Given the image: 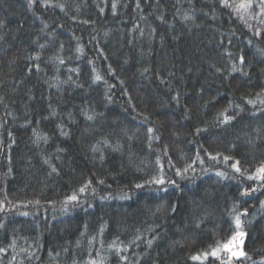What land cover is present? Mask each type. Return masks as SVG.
<instances>
[{
  "label": "trees",
  "instance_id": "16d2710c",
  "mask_svg": "<svg viewBox=\"0 0 264 264\" xmlns=\"http://www.w3.org/2000/svg\"><path fill=\"white\" fill-rule=\"evenodd\" d=\"M52 3L66 7L61 11L37 0L29 8L28 0H0L4 24L0 28L4 37L0 40V201L7 196L12 202L5 201V210L0 211V223L4 224L0 247L7 249L0 254V264H8L13 256L16 264H72L74 259L82 264L90 250L95 255L101 239L105 249L114 240L121 247L128 245V251L121 254L128 256L129 264H137V258L139 264H193L190 255L230 235L228 212L233 204L249 210L244 218L250 221L245 225L249 235L244 250L252 259L245 264H260L264 259V208L260 205L264 190L248 197L239 195L242 187L255 186V182L205 158L203 166L196 165L195 174L189 173V179L173 177L179 189L164 193L155 192L154 186L134 188L156 168V152L147 147L142 116L149 117V126L156 127L161 136L153 148L158 151L167 145L177 166L193 159L201 145L213 154L239 159L249 171L264 160V116H253L251 106L244 107L241 99L254 98L264 84L260 75L264 64L256 47L245 46L244 27L226 11L221 12L216 0H192L191 4L189 0H140L139 9L136 0H117L115 14L112 0ZM214 8L215 21L210 19ZM185 14L194 20L184 21ZM229 38V50L238 54L243 49L246 60L251 61L247 69L251 81L239 73L225 79L211 67H229L225 55ZM221 39L224 46H220ZM40 44L45 47L40 49ZM254 44L264 47V41ZM81 47L83 53L77 50ZM37 53L39 61L29 59ZM53 56L63 58L65 64L54 63L49 59ZM36 63L40 71L35 70ZM109 65L115 76L108 72ZM71 68H78L79 75L70 72ZM93 68L108 84L93 83ZM145 68L149 71L141 75ZM57 76L61 81L72 76L75 83L61 84L59 89L49 87ZM112 84L116 87L109 89ZM177 92L179 104L172 99ZM229 101L241 104L244 111L232 124L217 126L215 117ZM52 109L56 116L51 115ZM85 112L93 114L94 120L88 121ZM29 120L31 124L26 123ZM58 125L68 136L60 134ZM196 127H207V131L194 136ZM33 129L46 134L47 143H35ZM129 136L133 138L129 140ZM104 138L113 146L120 145V150L105 149L101 161L91 146ZM57 148L64 151L57 152ZM200 154L204 156L202 151ZM161 158L166 160L162 153ZM45 159L57 167L59 175H49ZM136 165L144 171H137ZM218 170H227L236 178L217 177ZM90 177L96 194L89 192L84 203L63 212L65 195ZM97 178L105 184H96ZM109 194L110 198L101 199ZM125 194L131 198H120ZM36 200L39 205L23 206ZM172 205L177 206L175 212ZM196 223H200L198 229ZM137 235L144 238L138 241L139 247L130 243ZM153 236L157 239L148 248L145 242ZM92 237L96 240L90 248ZM13 241L15 247H9ZM101 251L107 257L105 264H122L114 250Z\"/></svg>",
  "mask_w": 264,
  "mask_h": 264
},
{
  "label": "snow or ice",
  "instance_id": "6c2138e0",
  "mask_svg": "<svg viewBox=\"0 0 264 264\" xmlns=\"http://www.w3.org/2000/svg\"><path fill=\"white\" fill-rule=\"evenodd\" d=\"M39 2L47 7H57L61 11H64L66 5L64 4H53L52 0H39ZM179 2V0H178ZM35 3H37V0H28V6L31 8ZM189 3H192V0H189ZM216 4L220 8L221 12L226 11L228 16L233 18L234 20L238 21L246 30V39L244 40V44L246 47H256V54L261 58L260 63L264 64V47H260L259 45L254 44V41H264V0H216ZM117 0H112V3L110 5L111 10L113 14L116 13L117 10ZM136 7L137 9L140 8V0H136ZM100 12H104V8H100ZM204 15L208 16L209 13H204ZM144 19V17H141ZM159 19L162 22L164 21V17L160 16ZM184 21H192L194 20V16L185 14L183 17ZM210 19L215 21L218 19L215 8L212 10V13L210 15ZM83 23H89V21H83ZM4 24L2 21H0V28H3ZM45 28L48 27L47 24L44 25ZM60 27H63L60 25ZM152 33H155V29H152ZM232 34L235 35V29L232 30ZM141 35H143V32H141ZM223 35V34H222ZM4 37L0 35V40H2ZM79 39V38H78ZM220 46H224L225 42L224 39L220 40ZM232 46V39L227 40V46L225 47V55L228 57L229 61V67L227 68H221L216 67L215 65H211L215 69V72L221 76H224L225 79H227L229 76H233V74L239 73L244 78L251 81V76L249 74L248 68L251 67V61H247L245 58V53L243 49L240 50L238 54H234L232 51L229 50V48ZM40 49H43L45 45L40 44L38 46ZM63 44L60 45V48L63 49ZM79 52L83 53V48L77 49ZM30 60L33 61H39L41 59L40 54L37 53L34 56L29 57ZM54 63H57L59 65H64L65 60L63 58H60L59 56H53L49 58ZM106 59V57H105ZM89 63H93L92 61H89ZM127 63V61H125ZM35 70L40 71V64L36 63L34 65ZM32 67H29V72H31ZM59 71V69H57ZM70 72L76 73L79 75V69L78 68H71L69 69ZM149 71L148 68H145L141 75H144ZM93 72L95 73L93 77V83L98 81H103L105 84H108V81L101 76L95 68H93ZM108 72L115 76V71L111 68V65L108 66ZM170 76L175 75V73H169ZM260 75L264 76V68L260 70ZM55 83L49 84V87H56L59 89L61 84L67 83L69 81H72V76H69L67 80L61 81L59 77L53 78ZM75 83V81H72ZM164 82L163 80L161 81ZM124 81H120V84L123 85ZM79 87H83V85H78ZM109 89L115 88L116 85H108ZM203 91V89H201ZM124 95H127L126 90H123ZM3 98L0 97V100ZM109 100H111V97H108ZM131 98L129 97V100ZM174 101L179 104L180 102V93L177 92L175 96L172 97ZM244 104V107L251 106L253 109V116L259 114L261 116H264V84L260 86V90L255 93L254 98L249 97H242L241 98ZM51 108V105H49ZM205 108H207V103L204 105ZM244 107L241 106L239 103H233L232 101H229L228 106L221 110L219 113H217L215 117L214 123L217 126H223V125H230L232 122L236 119V117L244 111ZM134 110V106H133ZM52 116H56L57 113L55 109H52L51 111ZM69 117H71V113L68 114ZM142 115V114H141ZM86 119L88 121H93L95 116L93 114H87L85 112ZM185 118H190L188 116V109L185 106ZM27 124H31V121H27ZM142 126L146 129V140H147V147L150 152H156V160L154 161V164L156 166L155 171L150 174H146L143 182L141 183H135L134 188L135 189H144L146 187L152 188L154 186L155 192H164L167 193L170 189L176 190L180 188V185L177 181V179L173 177H178L181 180L189 179V173L195 174L196 172V165L199 164L201 166L205 163V158L207 160L214 162L217 165H223L225 169H230L233 173L238 174L240 178L247 181H253L255 182V186H248V187H242L240 190L239 195L241 197H248L258 191L264 190V160L259 161L258 165L251 171L246 168H242L241 161L239 159H235V157L231 155H225L221 152H216L213 154L212 152H209L206 148H204L202 145L197 149L195 157L191 159L190 161L185 162L182 166H177V163L174 162L171 158V156L168 153L167 145L160 146L159 150L153 148L154 144L159 145L161 136L158 133L156 127L149 126V117L148 116H142ZM60 129V134L62 136H68V132L63 129L60 125L57 126ZM207 131V127L201 128L196 127L193 135H200L202 132ZM9 137L12 136L11 132H9ZM33 135L36 137L35 143H39L40 141H43L44 143H47L48 136L46 134L41 135L39 132H37L36 129H33ZM133 137L129 136L128 139L131 140ZM257 138L259 139V132L257 133ZM191 142V141H190ZM12 143H15L14 138L12 139ZM2 146V144H0ZM8 147H11V144L8 145ZM105 149H112L113 151H119L120 145L113 146L108 138H104L102 140L97 141V143L93 146H91V151L93 152L94 156H98L101 161L104 160V150ZM63 149L57 148V152H62ZM201 151L204 153V156H201ZM161 153L163 157L166 158V160H162ZM9 162L11 161V157H8ZM57 159H59V156H57ZM183 159V158H181ZM130 163H131V156L129 157ZM44 163L48 164L51 171L49 172V175H52L53 173L59 175V171L57 167L54 164H51L48 159H45ZM143 163V162H141ZM137 171H144V168L140 167L139 165H136ZM146 167V165H145ZM205 172L208 171V169H203ZM12 168H8V174H11ZM171 172L173 175L169 176L168 173ZM215 175L217 177H220L222 179H235L236 176H230L229 172L227 170H218L215 172ZM94 176V174H93ZM96 184L98 185H104L105 180L97 178ZM110 187V186H109ZM91 193L93 195L96 194V188L93 186V178L86 179L79 187L74 188L70 191L69 194L65 195L62 203V211L67 213L71 208H74L76 206L81 205L85 201L83 200V197L87 195L88 193ZM111 194H109L108 197H101V199L110 198ZM122 199H130L131 197L127 194L121 196ZM5 201H7V196H5L4 201H0V211L5 210ZM7 203L11 204V201H7ZM29 204H35L39 205L40 201H28L27 204H24V207H27ZM261 208H264V200L260 201ZM91 206V205H89ZM176 205L171 206V210L173 212L176 211ZM22 215H28L27 212L21 213ZM228 216L230 218V227L229 232L230 235H228L226 238H220L214 241L212 245H209L207 248L203 250L197 251L195 254H192L188 257L190 261L193 262V264H245V261H250L252 257L249 255L248 252L244 250L245 240L248 237L249 233L246 231L245 225L246 223H250V221H246L244 218L249 216V210L248 208L240 209V206L238 204H233L231 209L228 212ZM4 227L3 223H0V228ZM195 228L200 227V223H196L194 225ZM103 226L100 229V234L102 236L103 233ZM83 235V233H82ZM144 238L141 235H137L134 240H132L130 243L135 245L136 247H139L138 241H142ZM157 239L156 236H153L150 239L146 240V245L148 248H151L154 241ZM96 240V237H92L89 239V245L90 248L93 245V242ZM77 246H79V240L76 242ZM179 243V242H177ZM100 248L95 250V255H93V251L90 250L87 253V260L83 261L82 264H105V260L107 259L106 255L102 253L101 250L104 252H111L115 251L117 255H119V259L122 262V264H129V258L127 255H122L121 253L128 251V245H124L121 247L116 240L112 241V243L107 245V248L105 249L103 239L99 241ZM9 247L14 248L15 247V241L12 242ZM65 252L68 251V249L64 250ZM7 252L6 248L0 247V254H4ZM33 254H29L25 257V259H30ZM58 256L59 253H56ZM49 256H52V252L49 251ZM8 264H16V256H13L12 259L8 262ZM19 264H23V261H20ZM72 264H81V261L74 259ZM137 264H139V258H137ZM255 264V262H253ZM260 264H264V259L261 260Z\"/></svg>",
  "mask_w": 264,
  "mask_h": 264
}]
</instances>
